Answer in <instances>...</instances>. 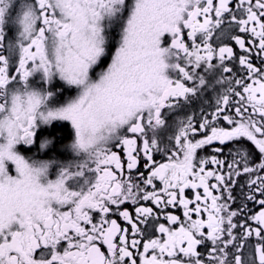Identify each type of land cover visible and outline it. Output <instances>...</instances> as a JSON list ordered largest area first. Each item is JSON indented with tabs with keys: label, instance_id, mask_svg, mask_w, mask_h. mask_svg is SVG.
Returning <instances> with one entry per match:
<instances>
[{
	"label": "snow or ice",
	"instance_id": "6c2138e0",
	"mask_svg": "<svg viewBox=\"0 0 264 264\" xmlns=\"http://www.w3.org/2000/svg\"><path fill=\"white\" fill-rule=\"evenodd\" d=\"M0 264H264V0H0Z\"/></svg>",
	"mask_w": 264,
	"mask_h": 264
},
{
	"label": "flooded vegetation",
	"instance_id": "af4514ba",
	"mask_svg": "<svg viewBox=\"0 0 264 264\" xmlns=\"http://www.w3.org/2000/svg\"><path fill=\"white\" fill-rule=\"evenodd\" d=\"M55 133L58 142L62 143L63 145L70 144L72 141V129L70 125H54L52 129H48L45 135H48L49 133ZM43 139V137H41ZM22 154L30 157H34L37 155H42L37 152L36 147L34 146L31 150L24 149ZM70 153H64V158H70Z\"/></svg>",
	"mask_w": 264,
	"mask_h": 264
}]
</instances>
